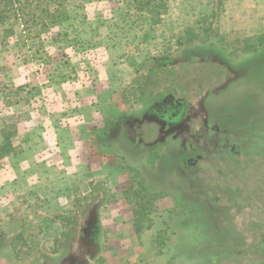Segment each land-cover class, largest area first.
Segmentation results:
<instances>
[{"label":"rangeland","instance_id":"obj_1","mask_svg":"<svg viewBox=\"0 0 264 264\" xmlns=\"http://www.w3.org/2000/svg\"><path fill=\"white\" fill-rule=\"evenodd\" d=\"M165 2L0 25V264H264V0Z\"/></svg>","mask_w":264,"mask_h":264},{"label":"trees","instance_id":"obj_2","mask_svg":"<svg viewBox=\"0 0 264 264\" xmlns=\"http://www.w3.org/2000/svg\"><path fill=\"white\" fill-rule=\"evenodd\" d=\"M138 1L147 12L154 17H160L166 13L167 4L165 0H136ZM71 0H0V25L7 22L20 24L23 26L22 33L20 34L25 42L30 40L34 43V31L42 32L48 28L60 25L69 18L68 7ZM216 13V12H215ZM62 35L65 39L68 38L66 33L57 34ZM42 45L40 44L37 49L40 53H44ZM113 121L109 123L103 133H106L111 128ZM0 156L11 154V151H6L4 144L0 145ZM128 196V195H127ZM150 203L142 204V201H137L134 206L135 218V231L141 230L142 221L147 216V205ZM151 205V204H150Z\"/></svg>","mask_w":264,"mask_h":264},{"label":"crops","instance_id":"obj_3","mask_svg":"<svg viewBox=\"0 0 264 264\" xmlns=\"http://www.w3.org/2000/svg\"><path fill=\"white\" fill-rule=\"evenodd\" d=\"M47 146H46L45 142L37 144V145L34 143H30L29 147L26 148V150L23 151L22 153H20L19 155L14 156L13 154H11L15 158V161H17L18 163L17 162L13 163L14 167H11V169H9L10 171L13 172L12 176H10L11 177L10 179H13V177L21 178L25 173H27V172H24V170L21 166V163L31 165L32 168H36L39 172L38 174H36L35 176L32 177V178H34L33 183H35L34 188L37 189V187L43 181V179H42L43 176H47L45 174L46 173L45 170L47 169L46 166L49 163H48V159L46 157H43V155L47 154L48 149H53L51 147V144L48 147ZM54 147H55V144H54ZM33 153H35V154L33 155ZM26 158H28V159H26ZM38 166H41V169H38ZM9 175H11V174H9ZM26 178H28V177H26ZM0 195H1L0 196V198H1L3 196V194H0Z\"/></svg>","mask_w":264,"mask_h":264}]
</instances>
